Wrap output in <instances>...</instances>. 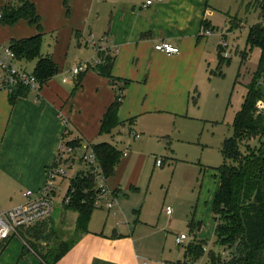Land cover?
<instances>
[{
    "label": "crops",
    "instance_id": "crops-1",
    "mask_svg": "<svg viewBox=\"0 0 264 264\" xmlns=\"http://www.w3.org/2000/svg\"><path fill=\"white\" fill-rule=\"evenodd\" d=\"M8 1L0 0V9ZM33 2L43 29L42 53L53 58L59 72L39 90L25 91L14 104L9 91L0 90V209L26 202L28 190H42L63 140L77 141L81 149L110 142L122 151L114 174L107 178L116 206L97 207L101 212L94 216L93 211L88 233L55 264H177L178 253L169 251L157 237L163 205L159 211L156 206L145 207L156 167L172 157L159 158L162 153L146 147L153 138L162 142L171 136L179 119L193 117L197 90L215 62V44L219 54L220 35L205 31L222 30L215 20L222 0H160L148 7L143 6L146 0H69V11L65 0ZM38 33L24 19L14 25L0 23V47ZM161 41L176 45L180 52L168 55L155 50ZM95 44L108 46L114 55L112 75L129 81L119 125L111 133L101 131L103 117L116 97L109 78L93 65L73 74L77 66L98 58ZM36 63L16 61L29 72H34ZM84 170L85 165L76 161L68 176L58 179L54 196L63 188L68 191L72 179ZM214 171H209L214 185L208 192L212 226L204 225L203 215L193 227L200 238L215 235L213 202L220 180ZM77 216L64 203L55 207L51 227L59 225L65 233H73ZM5 245L0 264L40 263L33 250L26 251L21 236H12Z\"/></svg>",
    "mask_w": 264,
    "mask_h": 264
},
{
    "label": "trees",
    "instance_id": "trees-1",
    "mask_svg": "<svg viewBox=\"0 0 264 264\" xmlns=\"http://www.w3.org/2000/svg\"><path fill=\"white\" fill-rule=\"evenodd\" d=\"M65 6L69 11V0H65ZM21 19L36 26L39 33L12 40L9 47L15 53L17 60L37 61L32 73L35 74L41 86L59 72V67L51 56L42 53L43 29L33 0H9L0 9L2 24L14 25ZM263 21L249 29L247 44L250 48L260 50V62L251 81L247 84L244 103L236 113L233 123L234 132L222 143L221 152L224 163L216 168L220 182L213 202L216 223L214 243L222 250L216 248L207 250L208 244L205 239L194 238L183 246L184 260L177 261V264H201L205 256H207L205 264H264V111L257 109L259 101L264 103ZM98 56L102 61L95 68L101 75L109 78L116 93L115 100L103 117L101 127L102 132L111 133L119 125V110L129 81L112 75L114 55L108 46ZM218 57L220 65L229 60L222 57L220 53ZM29 89L25 86L16 88L10 93L11 103L14 104L16 99ZM66 142L68 145L79 146L77 141ZM92 148L105 176L113 175L122 151L110 142L96 143ZM97 192L94 176L79 173L72 179L66 193L69 201L65 202V207L67 210L76 212L78 216L71 237L64 238L56 234V229L51 227L50 217L53 214L47 220L27 228L28 232L22 238L31 244L33 251L40 258L39 264L57 263L83 234L88 233L93 211L97 208ZM55 227L62 232L65 230L59 225ZM50 229L54 230L56 243L43 252L31 238L49 239L51 235L48 230ZM226 251L228 253L224 254Z\"/></svg>",
    "mask_w": 264,
    "mask_h": 264
},
{
    "label": "rangeland",
    "instance_id": "rangeland-1",
    "mask_svg": "<svg viewBox=\"0 0 264 264\" xmlns=\"http://www.w3.org/2000/svg\"><path fill=\"white\" fill-rule=\"evenodd\" d=\"M254 1L256 0H222V5L216 10L215 15L216 23L222 30L216 33L220 35L223 30L230 32L227 37L233 49L232 57L220 65L218 48L215 44V62L207 69V73L202 78L201 88L197 90L198 103L197 108H193V117L179 119L178 126L176 129L174 127L168 140L163 139L161 142L153 138L146 147L150 152L162 153L159 158L167 159V155L172 157L171 160L167 159L170 162H166L163 167H156L150 201H147L145 207L156 206V210L159 211L163 205L160 233L157 237L161 238L162 244L165 243L169 251L178 253L177 260L180 261L184 260L185 248L178 247L175 234H186L190 237L186 245L194 238L205 239L208 244L207 250L214 248L222 250L214 243L215 235L212 234V238H200L194 235L193 227L198 226L203 215L206 216L204 225L205 223L211 225L212 200L210 195L208 197V192L212 191L214 177L211 178L209 171L210 169L214 171L224 163L222 143L234 132L233 123L236 113L244 103L247 84L260 62L259 49L250 48L247 44L249 29L264 20V0ZM127 132L129 134V131ZM256 143L252 142L254 145ZM66 191L67 187L59 191L56 197L54 196V209L60 208L65 203ZM167 205L173 209L171 216L173 221L166 215ZM100 212L95 210L94 216ZM32 227L34 226L29 228ZM54 229L60 237L69 238L73 235V233H65V227L63 232L56 227ZM202 229L207 230V226ZM48 231L53 237L40 238V240L31 238L43 252L56 243L54 230ZM27 232L25 228L19 231L15 238L18 239ZM23 240L26 251L33 250L31 244L25 238ZM206 260L207 256L203 257L201 264H205Z\"/></svg>",
    "mask_w": 264,
    "mask_h": 264
},
{
    "label": "built area",
    "instance_id": "built-area-1",
    "mask_svg": "<svg viewBox=\"0 0 264 264\" xmlns=\"http://www.w3.org/2000/svg\"><path fill=\"white\" fill-rule=\"evenodd\" d=\"M160 0H146L144 7H148ZM218 30L208 29L205 34H215ZM229 32L223 30L220 32L219 53L224 58H230L233 54V49L228 41ZM94 40V36H92ZM105 39V38H104ZM97 55L105 51V47L95 44ZM155 50L164 52L168 55H175L180 52L179 47L169 41H161L154 46ZM17 57L9 46L0 47V90L4 89L13 92L20 86H25L30 89L39 90L40 84L35 74L26 69H22L16 64ZM101 58L90 60L85 64H81L73 69V74L77 75L84 71L90 65L96 66L101 62ZM257 109L264 111V103L259 101ZM81 145H68L65 140L61 142L59 152L55 163L47 170V179L38 193L28 190L24 193L26 202L9 209H0V255L9 238L18 236L19 231L34 226L40 222L47 220L54 212V190L57 186L59 178L68 176L69 170L74 166L76 161L82 162L85 165L84 175H92L95 178L97 192L96 207L106 206L108 210H112L116 206V201L112 199L110 189L107 183V176L103 173L102 167L99 164L96 153L93 148L88 147L81 149ZM160 164V161H158ZM69 198L65 197V202ZM165 212L171 216L173 209L171 206L165 208ZM188 236L179 234L176 236V244L183 247L186 244ZM228 252H224L227 254Z\"/></svg>",
    "mask_w": 264,
    "mask_h": 264
}]
</instances>
